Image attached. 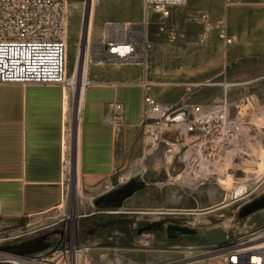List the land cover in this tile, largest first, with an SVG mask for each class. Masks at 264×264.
<instances>
[{"label": "rangeland", "instance_id": "obj_1", "mask_svg": "<svg viewBox=\"0 0 264 264\" xmlns=\"http://www.w3.org/2000/svg\"><path fill=\"white\" fill-rule=\"evenodd\" d=\"M90 1L88 0V4ZM97 2L98 6L95 7L94 13L95 26H103L104 23L110 21H122L119 20L122 16L126 17V21H132L129 18L138 12L135 0H97ZM88 4L85 6L84 0H67L65 20L69 6L77 5L78 26L83 29L84 15L88 10ZM258 13L264 14V0H231V3L228 4L225 3V0H187V5L184 8L173 9L164 19L151 15L146 30L151 48L146 65L142 67L144 77L140 83L143 84L144 81L148 83L146 92L157 103L172 108L218 102L224 92L225 85L222 83L237 84V86L229 88L227 98L228 101L239 105L241 114H247V109L250 107H244L242 104L245 95L251 94L264 101V72L254 76L258 78L248 86L238 84L249 79V75L246 74L248 66H255L258 70L261 65L264 71V51L256 52L252 58L243 59L240 34L245 23L264 22L263 20L258 21L256 18L254 20L247 19L248 17H257L255 15ZM68 17L70 16L68 15ZM202 17L213 25L225 17L227 32L235 38L234 42L231 45H225L213 30L208 32L206 42L200 44L199 36L204 32V26L201 23ZM82 29H80L81 33ZM101 40L102 33L95 32L89 45V54L91 45ZM254 40L257 44V34L254 36ZM79 43L82 45L84 42L79 38ZM72 45L73 37L69 36L68 45L66 44L68 75L73 69L75 59L74 52L70 49ZM90 64L88 79H90L93 70L98 67H116V65ZM263 120L264 111L261 115V121ZM146 141L149 142V140ZM163 149L162 144L154 150L149 143H142L141 155L134 158L121 170L120 176L126 171L133 173L139 171L141 165L144 168L142 173L134 174L128 180L135 181L136 184L143 183V188L127 199L120 209L134 213L127 215L130 219V223L127 224L129 227L127 225L116 226L99 235H89L86 228V223L89 220L101 217L90 214L105 209L94 204L105 191V187L111 183L116 186V189L128 181L123 183L117 181L116 184L112 181L100 182L91 187L83 186L80 182L81 191L74 198L73 203L77 209L75 212L81 216L79 222L81 239L99 240L106 247H118L123 250L117 257L109 255L105 264H155L174 257L176 251L174 248L181 244L167 243L147 233L140 236L134 235L133 227L137 221L152 222L166 217L164 214L167 212L207 211L214 204H219V202L221 204L225 197L228 199L234 188H245L248 195L225 208L203 215L192 213L174 217V221L192 228L220 226L226 229L236 220L238 209L258 194L257 191L253 192V189L259 181L258 178L264 174V152L259 143L247 145L246 148L239 147L233 154L239 156L243 162L241 166L233 168L229 165L227 169L229 167L232 169L227 170L224 176L220 177L221 179L217 175L209 177L207 180L204 177V179L198 180L195 185L183 182L182 165L177 162V158L172 164L166 163L162 157ZM251 156L254 159H261L262 166L259 167L254 163ZM68 182H63L61 202L57 208L44 215L22 219L16 225L1 230L18 231L26 227H37L54 220L63 211L70 212L71 197L74 194L72 195L70 192V182ZM262 226H264V210L241 221L236 226L237 231L234 235H243Z\"/></svg>", "mask_w": 264, "mask_h": 264}, {"label": "built area", "instance_id": "obj_2", "mask_svg": "<svg viewBox=\"0 0 264 264\" xmlns=\"http://www.w3.org/2000/svg\"><path fill=\"white\" fill-rule=\"evenodd\" d=\"M66 1L0 0V85H60L65 88ZM142 5L143 18L139 22L103 24L102 40L91 45L90 63L145 67L151 48L146 33L149 17L156 15L164 19L173 9L184 8L187 0H142ZM201 23L204 32L199 36L200 44L206 42L208 32L213 30L225 45L234 42L235 38L227 32L225 17L214 25L202 17ZM147 84L145 81L142 84L145 90ZM228 90L224 88L218 102L179 108L161 105L144 92L141 118L150 147L156 150L162 144L163 159L172 164L177 158L182 165L181 175L187 172L189 164L198 173L204 163L213 165L222 161L239 147L259 143L264 148V120L261 121L264 101L254 95L244 96L242 104L250 108L243 115L237 103L228 101ZM184 109L188 110L187 115L181 113ZM123 113V105L114 101L103 122L119 127L123 123ZM209 177L212 175L205 180ZM115 187L108 184L102 195L114 191ZM253 190L258 192L254 198L264 193V175ZM244 191L229 203L245 198L248 192ZM121 213L120 209H100L90 215L106 218ZM80 218L75 212L72 217H60L37 227L0 230V246L18 244L44 234L50 243L48 249L27 256L0 252V264H105L109 255L117 257L123 251L118 247H106L99 240H82ZM236 231L237 227L234 234ZM174 249V257L155 264H264V226L243 235H233L222 245L181 244Z\"/></svg>", "mask_w": 264, "mask_h": 264}, {"label": "crops", "instance_id": "obj_3", "mask_svg": "<svg viewBox=\"0 0 264 264\" xmlns=\"http://www.w3.org/2000/svg\"><path fill=\"white\" fill-rule=\"evenodd\" d=\"M135 1L138 12L129 18L132 21L122 16L119 22L141 21L142 0ZM255 16L247 19L264 21V14ZM244 25L240 44L241 56L246 59L264 51V22ZM263 72L261 65L258 70L248 66L249 79L238 85H250L258 78L254 76ZM143 77L142 66L136 64L93 70L91 83L85 87L80 120L79 179L83 186L123 183L133 175L126 171L123 174L129 175L121 181V170L141 155L142 143H149L141 118L146 92L140 83ZM65 90L60 85H0V230L22 219L44 215L61 202L63 139L69 118ZM114 101L124 108L119 127L103 122Z\"/></svg>", "mask_w": 264, "mask_h": 264}, {"label": "bare ground", "instance_id": "obj_4", "mask_svg": "<svg viewBox=\"0 0 264 264\" xmlns=\"http://www.w3.org/2000/svg\"><path fill=\"white\" fill-rule=\"evenodd\" d=\"M97 6H98L97 0H91L90 3L88 4V10L86 12V15H84L85 19H84L83 29L78 26L79 16L77 13V10H78L77 5L69 6L68 15L70 17H68L67 15V18L65 20V25H66L65 42L68 45L69 36L73 37V45L71 46L70 49L72 52H74L75 59L73 63V69L70 72V75H68L69 74V73L67 74L68 53H66V72H65L66 85L65 87H66V90L68 91V94H66V99L70 100V104L68 105L67 100H66L65 110L67 109L69 110V118H68V124L65 127L64 139H63L64 151H65L64 158H63V181L70 182V192L72 193V195L74 194V196L71 197L72 206H71L70 212L68 213H65L64 211L63 213L60 212L61 214L55 219H58L60 217H72L75 214V210L77 209H75V203H73V201L75 200L74 198L81 191V184L79 181V165H80L79 164V136H80V120H81V112H82V107H83L85 87L91 83L90 80L88 79V70L90 69V65H91L89 61V45L91 43L92 36L95 32L98 34L102 33V26L94 25L96 22L94 13H95V7ZM80 29H82V33ZM79 38L80 40L84 42L82 45L79 43ZM67 51L68 49L66 48V52ZM224 85H225L224 88H229L228 84H224ZM72 141H74L76 145L74 155L71 154L70 152V142ZM261 148H262V151L264 152V148L263 147ZM252 161H254V163H256L259 167L262 166L261 159L259 158L254 159V157H252ZM166 163H168V161H166ZM242 164L243 162L240 160L239 156L237 155L234 156L233 154H228L227 156L224 157V159H222V161H218L217 163L213 165H210L209 163H204L200 169V172L198 173H197V170H194L193 165L189 164L187 172L183 176V182L187 183L188 185H195V183L198 180L206 176H209V175H212L214 177L215 175H217L220 178L224 176L227 170H231L232 167L233 168L239 167ZM229 165L232 167H229L227 169ZM143 171H144V168L141 165V167L139 168V171L134 172L132 174L136 175V174L142 173ZM128 175L129 174H123L121 176V181H124L125 179H127ZM178 176L176 177V179L178 178ZM258 179L260 180V178ZM244 190L245 189L242 187L234 188V191L228 197V199L227 197H225L221 204L220 202L219 204H214V206L212 208L207 209V211L206 210L196 211V212H182V211L175 212L174 211V212H167V214L191 215L192 213H196L197 215H203L205 213H210L215 210L222 209V208L229 206L230 205L229 201L242 196L245 192ZM221 205L223 206L221 207ZM45 224H47V222L43 223L42 225H45Z\"/></svg>", "mask_w": 264, "mask_h": 264}, {"label": "water", "instance_id": "obj_5", "mask_svg": "<svg viewBox=\"0 0 264 264\" xmlns=\"http://www.w3.org/2000/svg\"><path fill=\"white\" fill-rule=\"evenodd\" d=\"M85 6L88 0H84ZM182 114L187 115L188 110L181 111ZM76 145L74 141L70 142V152L74 155ZM138 186L135 181H128L127 183L119 186L114 191L100 196L95 202V206L105 209H121L123 203L131 198L137 191L143 188V183ZM264 210V193L259 197L243 204L237 211L236 220L233 222L229 229L217 226L212 228H192L184 225L169 224L166 227L165 234L168 243H176L183 245H222L228 240L232 239L235 227L241 221L246 220L251 215ZM123 220L120 219H107L97 224L100 228L104 229L110 226L120 224ZM171 222V220H168ZM159 225V223L148 224L143 229L149 231L151 228ZM138 231L137 234H140ZM47 235H40L32 240L23 241L13 245L0 246V252L15 255L27 256L42 252L50 247V243L46 241Z\"/></svg>", "mask_w": 264, "mask_h": 264}, {"label": "flooded vegetation", "instance_id": "obj_6", "mask_svg": "<svg viewBox=\"0 0 264 264\" xmlns=\"http://www.w3.org/2000/svg\"><path fill=\"white\" fill-rule=\"evenodd\" d=\"M137 185L140 186L139 183ZM130 214H134V213H129V212L123 211V213L118 214L117 216H110V217H106V218H103V217L93 218L86 223L87 232L89 235H99V234H102L104 232H107L109 229L114 228L116 226H126L128 223H130V219H129V217H127V215H130ZM164 215H166V217L159 218L158 220H155L152 222H139V221H137V223L133 227L134 235L140 236V235H143L145 233L152 234L155 238L162 239L165 242H167L166 234H165V230H166L167 225H169V224L181 225L178 222L174 221V217L182 215V214H164ZM168 216H171V217H168ZM113 218L123 220V222H121L120 224L114 225V226L104 228V229L97 226V224H99L100 222H103L107 219H113ZM168 220H171V222H168ZM155 223H159V225L151 228L149 231L143 230L146 225L155 224ZM127 227H129V226L127 225ZM138 231H141L140 234H137Z\"/></svg>", "mask_w": 264, "mask_h": 264}, {"label": "trees", "instance_id": "obj_7", "mask_svg": "<svg viewBox=\"0 0 264 264\" xmlns=\"http://www.w3.org/2000/svg\"><path fill=\"white\" fill-rule=\"evenodd\" d=\"M116 184V183H115Z\"/></svg>", "mask_w": 264, "mask_h": 264}]
</instances>
